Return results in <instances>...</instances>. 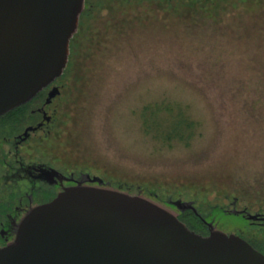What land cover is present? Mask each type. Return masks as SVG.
<instances>
[{"label":"rangeland","instance_id":"rangeland-1","mask_svg":"<svg viewBox=\"0 0 264 264\" xmlns=\"http://www.w3.org/2000/svg\"><path fill=\"white\" fill-rule=\"evenodd\" d=\"M68 67L61 155L130 189L103 187L261 205L264 0H85Z\"/></svg>","mask_w":264,"mask_h":264},{"label":"water","instance_id":"water-1","mask_svg":"<svg viewBox=\"0 0 264 264\" xmlns=\"http://www.w3.org/2000/svg\"><path fill=\"white\" fill-rule=\"evenodd\" d=\"M84 4L0 0V115L63 74ZM207 223L203 235L141 195L79 184L27 213L0 247V264H264L247 241Z\"/></svg>","mask_w":264,"mask_h":264},{"label":"flooded vegetation","instance_id":"flooded-vegetation-1","mask_svg":"<svg viewBox=\"0 0 264 264\" xmlns=\"http://www.w3.org/2000/svg\"><path fill=\"white\" fill-rule=\"evenodd\" d=\"M73 46L75 35L70 42L69 59ZM68 66L69 60L63 74L33 99L0 115V247L13 240L17 224L32 208L53 201L66 188L79 184L102 187L110 185V180L113 187H123L120 181L96 175L88 166L78 168L72 159L61 155L62 138L69 130L71 113L61 101L67 88L64 79ZM94 178L101 179L103 184L93 181ZM226 198L229 203L218 207L200 205L196 208L193 201L186 202L189 208L185 212L173 207L179 211L178 217L191 213L199 217L205 228L196 232L203 235L210 232L209 220L213 219L218 225L215 212L240 218L245 226L236 227L228 234L241 237L264 255V197L255 208L241 206L237 196Z\"/></svg>","mask_w":264,"mask_h":264},{"label":"trees","instance_id":"trees-1","mask_svg":"<svg viewBox=\"0 0 264 264\" xmlns=\"http://www.w3.org/2000/svg\"><path fill=\"white\" fill-rule=\"evenodd\" d=\"M122 188L130 189L129 187L125 186H123ZM179 218L184 221L191 229L195 231H204L205 227L201 219H199V217L195 216L193 213L188 216H180Z\"/></svg>","mask_w":264,"mask_h":264}]
</instances>
